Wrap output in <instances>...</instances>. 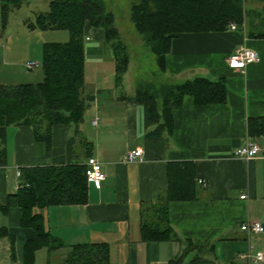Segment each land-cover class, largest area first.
Masks as SVG:
<instances>
[{
	"label": "crops",
	"instance_id": "obj_1",
	"mask_svg": "<svg viewBox=\"0 0 264 264\" xmlns=\"http://www.w3.org/2000/svg\"><path fill=\"white\" fill-rule=\"evenodd\" d=\"M86 32L85 62L95 58L113 65L100 30L88 28ZM95 37L98 40L91 45ZM3 45L0 66L7 49ZM240 45L256 50L258 58L234 70L227 58ZM164 66L163 73L173 84L195 77L222 79L225 101L196 106L191 95H184L173 112L171 127L159 136H147L155 125L145 128L143 124L132 76L122 80L123 86L116 85L113 77L95 87L85 74L87 90L98 92L92 110L80 124L53 125L49 149L34 139L28 126L7 129L6 160L0 165V206L19 186L16 170L85 163L87 141L90 155L101 162L105 174L99 187L87 183L86 203L41 210L45 229L63 246L36 250L33 264H64L72 245L94 243L106 244L109 264H170L178 257L176 264H264V231L247 233L240 228L247 221L264 227V158L232 156L236 147L248 141L259 144L264 153V135L248 133L249 119L264 117V37L230 27L179 33L171 40ZM130 67L129 61L126 73ZM95 116L99 121L92 125ZM135 148L142 150L141 160L127 161V152ZM169 163L194 164L195 197L164 203L175 239L147 241L141 233V216L155 220L154 206L168 189ZM21 215L19 206L0 208V230L4 231L0 264H24V244L35 233L21 225ZM248 252H261L263 258L247 259L244 254Z\"/></svg>",
	"mask_w": 264,
	"mask_h": 264
},
{
	"label": "trees",
	"instance_id": "obj_2",
	"mask_svg": "<svg viewBox=\"0 0 264 264\" xmlns=\"http://www.w3.org/2000/svg\"><path fill=\"white\" fill-rule=\"evenodd\" d=\"M23 0H0L1 16L5 24L11 8ZM242 0H137L130 7V20L143 43L155 55L160 72L173 37L183 32L223 31L228 20L240 22ZM115 16L106 11L104 0H50L48 10L34 12L24 25L29 30H66V41L43 43L41 70L43 78L35 83H0V165L5 164L7 129L28 126L36 141L51 146V128L56 124L76 125L84 116L95 92L85 87L84 43L88 28L101 29L102 41L109 47L113 61L114 81L121 85L127 71L129 57L114 24ZM264 37V33L250 34ZM103 44V43H102ZM222 79L195 77L181 83L150 82L135 85L134 100L142 107L145 128L155 125L146 135H161L170 128L174 110L184 95H191L196 106L222 103L226 99ZM161 121V122H160ZM248 133L264 135V117L250 118ZM90 142H84L90 157ZM85 163L41 164L20 170L19 186L0 208L16 205L21 208L20 223L31 227L34 237L24 244V264H33L35 251L45 247L53 251L63 244L44 226L42 209L55 205H79L87 201ZM194 164L169 163L168 189L154 206L155 220L141 216V233L147 241L175 239L177 236L167 219L164 205L170 199L194 198ZM189 188L190 191L189 192ZM143 211L141 209V215ZM4 231L0 230V235ZM190 248V247H188ZM181 257L171 260L176 264ZM64 264H109L106 244H74Z\"/></svg>",
	"mask_w": 264,
	"mask_h": 264
},
{
	"label": "rangeland",
	"instance_id": "obj_3",
	"mask_svg": "<svg viewBox=\"0 0 264 264\" xmlns=\"http://www.w3.org/2000/svg\"><path fill=\"white\" fill-rule=\"evenodd\" d=\"M49 1L23 0L19 7L11 8L5 24L0 8V44L3 43V46L7 45L4 57V61L6 60L7 64L2 60L3 62H1L0 66L1 83L12 85L41 81L43 78L41 70L43 43L50 41L62 42L68 39L66 30H29L24 25L25 20L34 18V12L48 10ZM136 1L104 0L106 11L112 12L115 16L114 24L120 40L126 46L131 65L130 71L124 74L123 80H126L128 76H132L134 87L139 82H150L157 86L171 83L166 75L159 71L155 55L143 43L142 37L135 30L134 24L130 20V7ZM242 8L243 12L240 22L230 19L227 27L240 29L247 34L264 33V0H242ZM99 30L102 33V30ZM92 40L94 43H91V45L95 44V40L98 39L95 37ZM102 43L105 50L110 53L109 47L103 41ZM27 61L37 62L39 65L35 69L29 70L25 66ZM103 61L102 59L89 58L85 62L87 80L89 83L93 82L95 87L96 85H102L101 83L104 79H108L107 81L110 82L114 77L112 63ZM121 86H123V82ZM97 93L95 91L96 95ZM91 110L92 108L87 109L86 117ZM39 264L42 263L40 262Z\"/></svg>",
	"mask_w": 264,
	"mask_h": 264
},
{
	"label": "built area",
	"instance_id": "obj_4",
	"mask_svg": "<svg viewBox=\"0 0 264 264\" xmlns=\"http://www.w3.org/2000/svg\"><path fill=\"white\" fill-rule=\"evenodd\" d=\"M89 38L86 37V40ZM258 54L256 50L246 47V46H238L236 47L233 52L227 58V64L229 68L234 70H242L244 69L248 63L257 60ZM37 62L27 61L25 66L27 69H35L38 67ZM99 121L98 116H95L91 120L92 125H96ZM232 156L235 158H242V159H253V158H264V153L262 152L261 146L253 141H248L244 145H240L234 149L232 152ZM142 157V150L139 148H135L129 150L126 154L127 161H136L141 160ZM16 174L20 176V170H16ZM85 176L86 180L89 183H93L96 187H99L103 179L105 178V174L102 170L101 162L98 161L95 157L90 156L85 161ZM241 198H245V195H241ZM241 230L246 231L247 233H261L264 231L263 225L258 221L253 222H244L240 226ZM244 257L247 259L254 258L256 260H261L263 255L261 252H256L251 254L250 252L244 254Z\"/></svg>",
	"mask_w": 264,
	"mask_h": 264
}]
</instances>
